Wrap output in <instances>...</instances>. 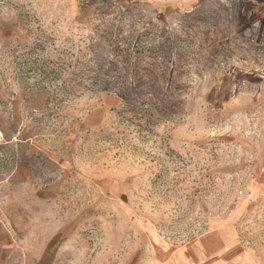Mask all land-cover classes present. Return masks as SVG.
Returning a JSON list of instances; mask_svg holds the SVG:
<instances>
[{"label": "rangeland", "instance_id": "rangeland-1", "mask_svg": "<svg viewBox=\"0 0 264 264\" xmlns=\"http://www.w3.org/2000/svg\"><path fill=\"white\" fill-rule=\"evenodd\" d=\"M220 231L264 264V0H0V264Z\"/></svg>", "mask_w": 264, "mask_h": 264}, {"label": "crops", "instance_id": "crops-1", "mask_svg": "<svg viewBox=\"0 0 264 264\" xmlns=\"http://www.w3.org/2000/svg\"><path fill=\"white\" fill-rule=\"evenodd\" d=\"M206 238L213 240L214 245L210 248H201L194 256L193 264H243L244 254L240 250L238 242L221 231L218 234L211 233ZM183 254L175 253V263L177 258ZM242 257V258H241ZM185 264L184 261H181ZM178 264V263H177Z\"/></svg>", "mask_w": 264, "mask_h": 264}]
</instances>
